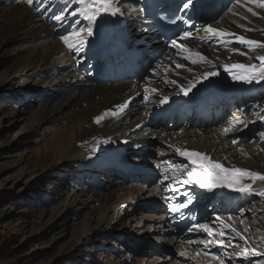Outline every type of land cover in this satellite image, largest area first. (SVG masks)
<instances>
[{
	"label": "rangeland",
	"instance_id": "obj_1",
	"mask_svg": "<svg viewBox=\"0 0 264 264\" xmlns=\"http://www.w3.org/2000/svg\"><path fill=\"white\" fill-rule=\"evenodd\" d=\"M14 6L20 8V6H24V3H7L6 0H0V13L2 15H0V25L4 23L3 26L7 30L11 28V20L5 17L6 14L1 9H9ZM227 8L225 11H221L216 18L221 17L225 12H229L237 20L242 19L236 15L237 12L234 8H231L232 11H227ZM255 10L259 12L258 16H252L250 13L249 16L252 21L248 24L240 23L254 29V31L249 32L241 27L238 30L248 38L264 39V28L258 23L264 22L262 19L264 9ZM231 24L237 23L234 21ZM24 25L21 21L19 29L21 33L15 36L5 35L6 41L0 46V264H125V260L129 261L127 264H170L171 260H178L177 248L173 247L172 244L167 245L161 228L158 229L155 225L148 232V219L142 218L151 217V215H155L153 212L160 210L155 211V208H150L142 211L141 207H138L147 203L151 196L149 189L155 185L154 182L142 185L129 182L126 177L112 175L105 178L104 176L100 177V180L105 181L100 188H87L85 190L73 188L69 178L70 170L75 168V164L84 165V162L80 159L61 161L62 154L58 150L61 148L58 145L59 140L63 141V144H72V139L69 137L70 130L67 128L68 124H64L67 121L64 118H56V120L62 121L51 124V118L40 119L37 109L42 102L36 101V93L41 91L46 92L44 99L50 97V100L64 94L54 93L55 97L47 94L48 88L49 91L53 90L51 88L53 85L51 86L47 80L48 74L41 66L40 72H33L34 69L29 68L20 76L14 78L9 76V68L17 60L18 64H21L25 59L32 62L36 59L33 57L34 53L37 52V59L39 58L40 48L41 51L45 52L40 43L43 40H40L39 36L29 41L25 40L29 36L23 34V32L26 33ZM234 25L230 26V30L235 29ZM52 43L56 44L55 42ZM244 50L245 47L241 51ZM229 54L233 59L237 55L240 63L248 62V58L245 56L235 54L232 51ZM252 54H264V50ZM171 57L173 56L171 55ZM51 61H47V65L50 66L48 71L53 66ZM57 67L62 73L63 64L57 63ZM25 75H35V78L31 77L26 83L23 82L26 78ZM23 88H26L25 92L31 93L27 98H24ZM242 104L247 105L241 111V119L246 116L248 107H256L257 110L253 113L257 116L256 113L264 108V82L255 83V86L248 91V98L244 99ZM257 104L259 107L256 106ZM66 109L70 108L68 106L63 107V110ZM133 118L134 116L131 117V119ZM257 120L256 117H253L245 121L247 122L246 127L240 124L236 126L247 129L250 128L251 124L258 122L257 127L260 128L258 132L264 133V121ZM207 123L216 127L224 125L215 121ZM46 126L50 128H45ZM168 127L170 128L168 130L179 133L176 127ZM256 135L253 134L252 138H247V141L252 142ZM145 136L147 133L140 135L139 138L143 139ZM156 136L153 144L149 145L150 148L145 152L152 160L159 159L157 156L163 154L164 151L170 152V149L165 145V140L170 137L162 139L161 135ZM238 141L241 142L242 140L238 139ZM230 147L234 152L241 154L242 147ZM129 157L134 159L131 153ZM139 162L143 163L141 160ZM251 163L253 167L257 166V162L253 158ZM262 163L264 164V161ZM82 169L87 173L85 168ZM72 175L71 173V178ZM110 184L112 190H120L116 191L113 196L112 201L114 203L109 204L107 202L106 204L103 198L107 195ZM128 185L131 187L130 190L126 188ZM133 188L135 192L130 194L129 192H132ZM117 200L122 201L123 210L120 212V218L117 219L116 223V215L114 214L118 212L119 202H116ZM153 206L156 207V205ZM238 206L244 208L245 205L243 202H239L233 205L232 211H228L223 216L226 222L233 224L239 232L247 237L248 244L245 245L240 240H237L235 244L232 240L233 246L230 247L228 242L231 238L227 236L224 240L226 245L221 248L218 247L226 251L225 264H232L228 260L232 250L243 252L244 248L247 247L256 248L258 252H264V197L255 199V206L252 207L255 214L245 213L243 223L241 217H234L237 215L235 210ZM133 208H136L134 214ZM230 216L232 219H227ZM140 222L141 226L136 227ZM213 226L217 231L220 230L218 224H213ZM244 229L247 230L244 231ZM119 235L120 238H118ZM215 239L218 240L220 237L215 236ZM201 240L207 239L202 237ZM195 246L196 243L191 245L192 249H195V257L203 256L201 260L205 264H214L213 261L215 260H212L210 256L203 255V245ZM214 246L213 244L210 247L211 253H213ZM161 251H165L164 254L171 252V256L163 258ZM198 252L201 254L197 255ZM224 254L219 253L216 256L223 259ZM239 257L236 258L241 261L238 262L239 264H264V255H249L247 259L242 256ZM236 259L232 260L234 264H236ZM244 260L246 261L244 262Z\"/></svg>",
	"mask_w": 264,
	"mask_h": 264
},
{
	"label": "bare ground",
	"instance_id": "obj_2",
	"mask_svg": "<svg viewBox=\"0 0 264 264\" xmlns=\"http://www.w3.org/2000/svg\"><path fill=\"white\" fill-rule=\"evenodd\" d=\"M231 8H234V10L237 12L236 15H239V19L242 18L241 20H237L233 14H230L229 12H225L221 17L219 18L215 17L207 25H213L214 27L217 28L230 30V26L234 25L231 24V22L235 21L237 23L234 25L235 29L230 31H234L237 32L238 34H241L238 30L239 26L241 25L240 23L242 22L248 24L250 21H252V18L249 16L250 13L246 11V8L237 4L236 0L230 1L227 11H229V9ZM1 10L4 11L3 13L6 14L5 17L11 20V24H10L11 28L8 30L5 29L3 26L4 23L1 24L2 26L0 25V46L4 43V41H6V39L4 38L5 35L15 36L21 33L19 29L22 21L25 24L24 31H26V33L23 32V34L25 36H29V38L27 37L28 39L25 40L29 41L39 36L40 40H43L40 43L43 49L45 50V52L41 51L42 49L40 48L39 50L40 56L38 59H37L38 53L37 52L34 53L33 57L36 59H34L32 62L27 61L28 59H25L21 64H18V60H17V62H15L9 68V76L11 78L24 74L29 68H33L34 69L33 72H40L41 71L40 66L43 70H45L48 73L50 71V70L48 71V68L50 67L49 65H47L48 60H52L51 64L53 66L51 70L54 69L58 73H61L59 68L57 67V63L62 62L61 64H63V71L61 73V76L56 77L53 80L47 79L51 84V86L53 85V90L49 91L48 88L47 94L54 96L53 94L58 92L59 94H64V95L55 98L53 100H50V97L48 99H43L41 106H39V109H37L39 112L40 119L51 118L50 119L51 124L53 122L62 121V120H56V118H64L67 121L64 124H68L67 128L68 130H70V135L69 134L68 135L70 139H72V144L71 143L63 144V141L59 140L58 145H60L61 148H59L58 150L62 154L61 161H67L71 159H80L81 161H84L85 157L89 153L91 152L96 153V150H93L92 146L95 143V141L100 139L110 138L113 141H117L120 143L121 139L134 138L136 146L143 148V145L146 142H149L150 145L153 144V142L155 141L153 136L161 135L163 137L162 139H167L168 137H170L167 140H165V145L170 149V152L164 151L163 154H167V156L173 157L177 160L178 158L176 154H174L173 149L170 148L169 145H176L178 147H186L190 150L205 152L211 157L220 160L222 163L225 164V166L235 165L237 167H246L264 173V164L262 163L264 161V151H261V149H264V142H261V140L259 139L262 132L260 133L258 132V130L260 129L257 127L258 122L253 125L249 124L250 126L249 125L248 126L250 128L247 129H245V127L239 128L238 126H234L235 127L234 131L225 133L223 129L227 127L229 124L226 125L224 124L222 126L216 127L214 125L210 126L208 125V123L201 124L200 121L196 123L195 122L196 119H194V117H187L186 119L181 120L174 125V127H176L179 130V133H175L173 132V130H168L170 128L165 127L163 123L154 124V122L148 119L147 109H150L152 106H154L157 100H158L157 101L158 105L160 104L161 99H163L164 97H168L169 98L168 100H170V98H172L174 95L180 93V86H186L189 83V81L194 79V77L200 76L203 71L209 69L218 71L219 76L210 78L211 83L208 80L201 78L200 83L196 84L193 87V89L199 88L204 85L207 86V89L214 88L220 84L240 86L242 87L241 89L233 90L224 98V99H229V98L231 99V102L228 104L227 108L235 104L236 98L237 96H239V92H244L249 85L233 82L229 74L224 71L222 65L226 63L239 62L238 57L237 55H235L233 59L229 54L231 50L230 49L226 50L222 45L218 44L214 39L206 40V41L194 39L189 43V47L195 51H201L209 60L213 61L215 68H213L212 64H207L205 62H201L197 65H193L191 61L185 60L181 55H177V50L175 48H170L168 49V51H166L164 55L159 57L153 63L156 74L150 75V77L155 82L153 84L156 87L160 88L159 91L157 92L158 96L155 95L149 103L143 105H138L137 103L132 104L127 115L122 118H116L114 116L107 115L101 121L100 124H96L94 122L95 116L107 113L112 107L115 108L114 106L115 104L122 103V101L127 95L133 93V91H128L130 89L129 82H114V83H104V84L87 83L80 89L75 90L74 88L79 85V81L75 79L74 71L69 69L70 56L69 54L63 52L62 45L60 44L58 39L51 35L53 31L51 26L43 22L40 18H38L37 14L34 13L33 9L26 6V4H24V6H20V8L14 6L13 8H9V9L7 8ZM245 17H247V19H245ZM258 23L264 28V22H258ZM204 29L200 30L199 33L200 36H206ZM14 30H16V32H14ZM94 34L96 37V32H94ZM41 35H45V36L41 37ZM257 36H259L258 33ZM52 42H55L56 44H53ZM238 47H240L241 50H243L245 46L239 45ZM171 55L173 57H171ZM41 57H44L46 60ZM177 63H183L185 64V67L176 68ZM189 67L192 68L191 72L188 71ZM164 70L166 71L165 73L163 72ZM25 76L26 78L23 80V82L26 83L29 82L31 77L35 78V75H25ZM168 80L176 81V83L175 84L166 83V81ZM62 88H72V91L64 92ZM23 90L25 91L26 88H23ZM67 106L70 109L63 110V107H67ZM22 110L26 111L25 109ZM256 110H257L256 107H251L250 109H248L246 116L242 118L245 124H247V122L245 121H247L248 119H252L253 117L254 118L256 117L258 119V117L255 116V113H253L256 112ZM232 111L236 113L238 112V108H235ZM133 116L134 118L131 119V117ZM168 119L169 118L165 117L164 120H168ZM70 122L71 124L69 125ZM137 124H141L140 128H135ZM49 126H46L45 128H50ZM145 133H147V136H145L143 139H140L139 138L140 135H144ZM253 134H257V135L256 137L253 138L252 142L250 141L249 143L247 141V138H252ZM233 139L242 140L241 142L238 143V145H235L236 147H242L241 154L234 152L231 149L232 147L230 146H234L231 143ZM146 156L149 157L148 155H145L143 157ZM252 158L257 162L256 167L252 166L251 163ZM129 159L132 160V158L130 157ZM257 159L258 161H260V164H258ZM152 161L157 162L159 161V159ZM141 162H145V161L141 160ZM150 183H153V181H149V184ZM129 186L130 185L126 186L128 190L131 189V187ZM111 187L112 185L110 184V189L108 190L107 195L104 196L103 198V201L106 204L107 202H109V204L110 203L113 204L114 203L112 201L114 199L113 196L115 195L116 191L120 190L117 189L115 191L112 190ZM255 187L257 189L264 188V182L258 181ZM156 189L157 186L155 185L151 186L149 189V195L151 196L147 200V203L150 204L146 203L141 206H138L141 207L142 211L150 208H155V211L160 210L159 212H153L155 213V215H151V217H142L144 219L146 218L148 219V223H147L148 232L151 231L152 227L157 225L156 228L158 229L159 227L161 228L160 229L161 233L164 235V239L168 243L167 245L172 244L173 247L175 246L177 248L179 259L171 260L170 264H205L201 260L203 256L195 257V249H192L191 245L188 243V241L185 240V238L178 239L175 234L171 233V228L166 224V214L164 213L163 207L161 205V198L159 192L156 191ZM131 191L132 192H129L130 194L135 192L134 188ZM219 191L227 193L229 195V198H235L237 200L242 201L243 204H245L244 209H249L255 206V199L258 197L255 194L244 195L234 191H229L228 189H221ZM116 202H119V200H117ZM121 203L122 201L118 203L119 204L117 207L118 212L114 214L116 215L115 216L116 223H117V219L120 218L119 216L120 212H122L123 210V204ZM153 205H156V207H154ZM132 212L134 214L136 212V208H133ZM245 213L248 212L246 211ZM140 226H141V222L136 227L139 228ZM246 230L244 229V231ZM154 232H156V229H154ZM124 237L127 238L126 236ZM118 238H120V235ZM191 241L194 243V240ZM193 243L191 244L193 245ZM195 243H197L196 240ZM225 245L226 244H224V246ZM153 247L157 248L155 246ZM181 251L185 252L186 255L180 256L179 253ZM161 252H162L161 257L163 258L167 256H171L170 254L171 252L165 254H164L165 251H161ZM124 262L125 264H127V262L129 263V261L127 260H125ZM213 263L217 264L218 262L213 261Z\"/></svg>",
	"mask_w": 264,
	"mask_h": 264
},
{
	"label": "snow or ice",
	"instance_id": "obj_3",
	"mask_svg": "<svg viewBox=\"0 0 264 264\" xmlns=\"http://www.w3.org/2000/svg\"><path fill=\"white\" fill-rule=\"evenodd\" d=\"M29 6L35 3V0H26ZM72 5L75 6V10L71 11L70 15L75 18L79 16L80 20H74L71 24V30L61 37L63 43L70 49H78L85 46L88 43V38L94 35V29L100 25L101 22L106 21L110 16H115L117 14L122 15L121 9L119 8V3L121 0H71ZM236 3L246 8V11L251 13L252 16H258L259 12L255 9H264V0H236ZM182 9L186 10L190 6H194L192 0H181ZM252 5V6H248ZM254 6V7H253ZM37 10H39L37 8ZM181 9H177L180 11ZM68 11V8H64L59 15L53 17L56 21L68 22V17L65 15V12ZM232 11V9H229ZM163 19H167L164 17ZM182 19V17L177 16L176 19H172L169 22L176 24L177 20ZM247 19V17H245ZM264 19V17H262ZM83 21H87V24L83 27L80 25ZM239 27L245 28L246 31H254L252 28H248L246 25L241 24ZM206 36H200V30L197 29L195 35L192 31L181 30L176 38L171 40V46L177 50V55L183 56L185 60L191 61L193 65H197L201 62L207 64H212L213 68L215 65L213 61L209 60L201 51H195L189 47V43L194 39L199 40H215L218 44L222 45L226 50L230 49L233 53H238L241 56L248 58L247 63H226L222 65L224 71L229 74L233 82H238L242 84L251 85L253 83H262L264 82V54L253 55L254 52H259L264 50V39L256 40L246 37L245 35L238 34L237 32L230 31L227 29L217 28L213 25L205 26ZM234 45L245 46V50L241 51V48ZM218 59V58H217ZM185 64L177 63L176 68H184ZM188 71L191 72L192 68L189 67ZM219 76V72L216 70H206L201 73L200 76L194 77L193 80L189 81L186 86H180V92L184 96H188L189 92L193 87L200 83L201 78L208 80L211 83L213 77ZM166 83L175 84L176 81L168 80ZM159 90L154 87H145V99H148L147 93H156ZM169 98L164 97L161 99L160 103H165ZM259 107V105H256ZM127 107V103L121 104L119 106L120 111H123ZM117 112H112L109 110L107 113L97 115L94 117V122L100 124L101 121L107 115H118ZM258 119L264 121V108L260 109V112L257 114ZM240 124L247 126L241 117H234L233 123H230L227 127L223 129L225 133L234 131V125ZM261 142H264V133L260 135ZM232 145H238L239 141L237 139L232 140ZM173 149L174 154L184 157L187 161L186 163H175L171 160L162 161L165 165L169 167L172 175H165L161 181L163 186L164 181H169L167 188L172 190L173 198L175 197L178 188L176 187L177 183L181 186L184 184H193L198 186L201 189L213 190V189H228L229 191H234L244 195L255 194L257 196L264 197V188L257 189L255 187L256 183L264 182V173L256 170H252L246 167H237L235 165L225 166L220 160H217L205 152L190 150L186 147H178L176 145H169ZM264 151V149H261ZM183 177H187L186 179ZM185 198L184 202L173 203L170 206L169 211L172 213H178L181 216L183 215L184 209L193 203V194L188 192L182 193ZM241 217V222L243 223L244 213L250 212L253 215L255 210L252 208L238 209ZM229 220L232 219L230 216ZM213 224H218L220 230L217 231ZM213 224H193L191 227L187 228L188 232H201L206 233L208 237L219 236L218 240H200L199 244L203 245V255L211 256V258L218 262V264H225V260L220 256H215L210 252V247L215 244L221 247L224 246V240L231 231L234 235L232 239L229 240L228 246L232 247V240L239 238L240 241H243L245 245L248 244V239L241 232H239L232 224L226 222L220 216H216ZM188 243H193L188 241ZM201 253H197L200 255ZM180 256H185L186 253L181 251ZM249 255H264V252H258L256 248H247L245 247L243 252H233L228 256V260L231 261L233 258L242 256L244 259H247Z\"/></svg>",
	"mask_w": 264,
	"mask_h": 264
}]
</instances>
